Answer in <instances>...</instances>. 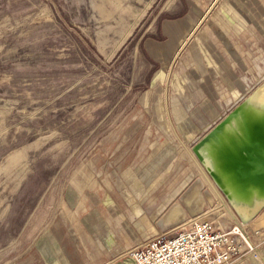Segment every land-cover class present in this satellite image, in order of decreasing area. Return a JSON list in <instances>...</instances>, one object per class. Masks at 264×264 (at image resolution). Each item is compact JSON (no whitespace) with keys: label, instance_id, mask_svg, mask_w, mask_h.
I'll use <instances>...</instances> for the list:
<instances>
[{"label":"rangeland","instance_id":"rangeland-1","mask_svg":"<svg viewBox=\"0 0 264 264\" xmlns=\"http://www.w3.org/2000/svg\"><path fill=\"white\" fill-rule=\"evenodd\" d=\"M263 85L264 0H0V264H131L200 221L264 264V206L244 224L201 157Z\"/></svg>","mask_w":264,"mask_h":264},{"label":"bare ground","instance_id":"bare-ground-1","mask_svg":"<svg viewBox=\"0 0 264 264\" xmlns=\"http://www.w3.org/2000/svg\"><path fill=\"white\" fill-rule=\"evenodd\" d=\"M239 110L224 129L209 137L201 157L216 186L242 222L249 225L264 206V85ZM199 189L184 201L191 214L201 205L196 202ZM206 196L210 201L207 192ZM172 206L160 222L183 216L180 205Z\"/></svg>","mask_w":264,"mask_h":264},{"label":"built area","instance_id":"built-area-1","mask_svg":"<svg viewBox=\"0 0 264 264\" xmlns=\"http://www.w3.org/2000/svg\"><path fill=\"white\" fill-rule=\"evenodd\" d=\"M248 243L241 230L213 222L193 223L167 238H155L131 250V264H233Z\"/></svg>","mask_w":264,"mask_h":264},{"label":"crops","instance_id":"crops-1","mask_svg":"<svg viewBox=\"0 0 264 264\" xmlns=\"http://www.w3.org/2000/svg\"><path fill=\"white\" fill-rule=\"evenodd\" d=\"M162 209V207H160V209H159V211ZM158 211V212H159ZM52 250V252H51V250ZM43 254H45L46 255V258L47 259H50L52 262H54L55 260L57 261L56 263L54 262V264H61V262H60V260L59 259H61L62 257H64L65 258V256L63 255V253L59 250V249H55V248H53L52 249V247H50V245L49 244H43ZM55 250H57V255H56V253H55ZM45 252V253H44ZM79 252V251H78ZM51 257H53L54 258V260H53V258H51ZM62 260V259H61ZM60 262V263H59ZM65 262H67V260H65ZM68 264V263H67Z\"/></svg>","mask_w":264,"mask_h":264}]
</instances>
